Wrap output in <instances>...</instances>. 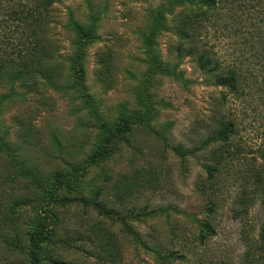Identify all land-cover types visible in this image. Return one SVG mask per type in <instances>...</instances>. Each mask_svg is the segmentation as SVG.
Listing matches in <instances>:
<instances>
[{
  "label": "rangeland",
  "instance_id": "1",
  "mask_svg": "<svg viewBox=\"0 0 264 264\" xmlns=\"http://www.w3.org/2000/svg\"><path fill=\"white\" fill-rule=\"evenodd\" d=\"M48 1L42 73L0 75V264H30L40 221V264H264V46L243 49L264 31V0L207 11L204 35L239 66L235 92L177 56L174 23L208 0ZM119 116L130 131L93 161L100 123ZM221 118L229 139L209 140Z\"/></svg>",
  "mask_w": 264,
  "mask_h": 264
},
{
  "label": "trees",
  "instance_id": "2",
  "mask_svg": "<svg viewBox=\"0 0 264 264\" xmlns=\"http://www.w3.org/2000/svg\"><path fill=\"white\" fill-rule=\"evenodd\" d=\"M49 5L50 1L48 0H33V3L25 2L18 8H11L7 12L8 6H5L3 0H0V13H2L3 19L0 27L4 30L0 35L1 76L15 79L27 76L34 80L36 78L34 75L42 73L43 63H46L50 58L49 48L44 45V40L41 39L47 32L46 17ZM206 5L207 9L181 14L174 23L175 33L180 36L177 56L185 54L194 56L196 66L213 79L214 85L224 86L231 92H235L238 87L239 66L234 60L222 58L204 35L207 34L205 24L209 22L207 21V11L217 7L216 0H208ZM154 15L157 17L159 28L165 29L167 21L164 14L157 11ZM249 35L255 40L251 43L250 48L244 47L243 49L254 48V54H261V46H264V31L258 29L255 34H252L251 31ZM244 39L247 38L244 37ZM77 61L74 60L71 67L72 77L79 89H85L84 70L78 58ZM133 123L134 121L126 116H119L113 125L101 122L100 141L92 152L91 159L97 161L117 147L118 141L124 133L130 131V125ZM232 128L233 123L230 120L225 122V119L221 118L220 128L216 135L210 137L209 140L219 139L225 142L229 139ZM175 151L178 156L183 157L192 153L193 149L176 147ZM93 206L101 215L112 217V211L103 204L94 203ZM208 229L212 232L209 226ZM51 235L43 221H40L31 232L28 243L30 264H40V246L44 241L50 239ZM261 238L264 241V225L261 229Z\"/></svg>",
  "mask_w": 264,
  "mask_h": 264
}]
</instances>
